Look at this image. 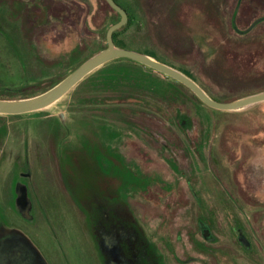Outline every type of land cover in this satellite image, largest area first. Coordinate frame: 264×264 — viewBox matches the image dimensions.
<instances>
[{"label": "rangeland", "instance_id": "374dc122", "mask_svg": "<svg viewBox=\"0 0 264 264\" xmlns=\"http://www.w3.org/2000/svg\"><path fill=\"white\" fill-rule=\"evenodd\" d=\"M118 2L132 16L119 36L127 46L187 71L214 97L264 92V0ZM120 19L106 0H0V98L51 89L103 50ZM118 60L43 111L0 115V234L21 229L49 264H264L259 244L241 249L233 232L238 217L264 241V103L212 112L172 79ZM177 88L174 105L202 139L186 147L190 166L154 149L144 131L165 138L174 127L180 138L166 114ZM141 147L146 162L129 161ZM24 192L25 213L15 201Z\"/></svg>", "mask_w": 264, "mask_h": 264}, {"label": "flooded vegetation", "instance_id": "af4514ba", "mask_svg": "<svg viewBox=\"0 0 264 264\" xmlns=\"http://www.w3.org/2000/svg\"><path fill=\"white\" fill-rule=\"evenodd\" d=\"M74 2H76V1H74ZM125 12L127 14L128 20H129V13L127 11H125ZM255 22L257 24L259 21H255ZM247 30H248V28L246 30L242 31V32L246 33ZM156 73H158V72H156ZM136 97L135 98L138 101H141L140 100L141 96L136 95ZM174 102H176V98L175 97H174V100L172 99V101L168 102V106L170 105V103H171V105H170V107L167 108L168 110L166 111V114L170 115L169 117L172 116L173 122H175L178 125V127H179L178 131H179V133L181 132L180 135L182 136V138H181V136L179 138L178 134L176 135V129L174 127L172 129L165 130V135H166L165 138L162 137V134L154 133L152 130H144V131L149 137H152L151 134L156 136V139H155V142H154V146L155 147L152 145V147L154 149H158V150L162 149L164 151L166 150V152L170 156V160H173L176 164H178L180 166H181L182 162H184L183 161L184 158H187V164L190 166V159L188 158L186 147L187 146L194 147L198 142H199L198 144H200L201 140H202L201 139V134L199 133L198 136H196L195 133H194V135H193V132L195 131V127L192 126L191 115L188 113V111H185V110L182 111L180 109V107H176L174 105ZM137 104H139V103H136V105ZM140 105H141V103H140ZM169 117H168V119H171ZM169 124L171 125V122H169ZM183 141H184V143H183ZM145 148L148 149L149 147H145ZM172 148H177V149H175L176 151L172 152ZM140 149L141 150L135 151L136 156H134L132 154V156L129 158V161L136 160L142 165H143L144 161L146 162V160H143V158H141L138 155L139 151L140 152L143 151L142 147ZM177 150L178 151L182 150L181 151L182 154L178 155ZM172 153H173V155H172ZM180 157H182L183 159L181 160ZM121 160L127 162V160H124V159H121ZM262 167H264V165H262ZM261 170H262V168H261ZM251 171L254 174H256V175H259V174H257L258 173V169H257L256 166L254 168H252ZM192 190L191 191L188 190V191L184 192V194H183L184 200L186 201L185 205L186 206L188 205L189 207H190V203H191L190 200L194 196V193H193L194 190L193 191ZM27 197L28 196H27V194L25 192L16 195L15 201L17 203V210L18 211H21V212H24V213L27 212V209L29 207V201L27 200L28 199ZM169 197H171V196H169ZM230 197L232 199H234L236 201V203H237V207H236L237 209L235 208L236 213H234V216L237 213L239 215V213L242 210L241 204L238 201V199L234 197V195L232 193L230 194ZM233 219L236 222V224H234V226H233V232H235V237H236V239L234 241L236 243H238V245H239V247L241 249H250V250H252L253 249L252 246H256V244H259L260 248L257 250L258 251V255H260L259 257L264 259V249H262V247H261V243L264 244V241L256 239V236H255L254 230H253L254 229L253 226H251L250 223H247V224L242 223V221L240 219H238V217H233ZM10 226L7 227L8 229L4 233L2 232L0 234V264H49L48 263L49 261L46 258L45 254H43L41 252L39 247L37 248V246H35L31 242L30 238H28L27 235H25V233H23V231L21 229L14 228L12 226L10 227ZM205 226H206L205 223L204 224L203 223H199V229L201 230L202 237L205 239L204 236L208 235L207 239H211V237L209 236L210 234L207 232V231H210L209 227L207 228ZM126 237H127L126 241L131 246H133L134 242L132 241V239H134V238L132 237V239H131L128 235H126ZM107 242H108V244H110L111 247L114 248L113 245L116 244V241L114 239H109V240H107ZM211 242H214V241H211ZM133 248H135V247L133 246ZM233 249H234V247H233ZM134 251H135L134 253H136L137 250L134 249ZM102 259H103V257L100 255V261ZM210 259H211L210 262L212 264H215L214 263V261H215L214 258L210 257ZM107 264H113V262H107Z\"/></svg>", "mask_w": 264, "mask_h": 264}, {"label": "water", "instance_id": "95a60500", "mask_svg": "<svg viewBox=\"0 0 264 264\" xmlns=\"http://www.w3.org/2000/svg\"><path fill=\"white\" fill-rule=\"evenodd\" d=\"M106 2L121 17L119 22L111 25L107 30V47L87 59L57 85L40 95L18 100L0 99L1 116H16L43 111L61 100L92 72L117 59L131 60L173 79L189 89L202 104L217 111L234 112L255 104L264 103V92L249 95L231 102H217L206 94L195 81L174 67L161 63L149 55L128 49L117 48L114 45L113 33L127 23L128 17L125 10L119 7L114 0H106ZM252 28L248 29V31Z\"/></svg>", "mask_w": 264, "mask_h": 264}, {"label": "trees", "instance_id": "16d2710c", "mask_svg": "<svg viewBox=\"0 0 264 264\" xmlns=\"http://www.w3.org/2000/svg\"><path fill=\"white\" fill-rule=\"evenodd\" d=\"M114 2L117 4V5H119L122 9H124L125 11H127L128 13H129V11L127 10V8L124 6V5H122V4H120L119 2H118V0H114ZM131 19H132V16L130 15V13H129V20H128V23H126V26H124V27H121V28H119V29H117L116 31H114V33H113V40H114V45L117 47V48H122V49H128V50H132V51H136V52H139V53H143V54H146V55H149V56H151V57H153V58H155L157 61H159V62H161V63H164V64H167V65H169V66H171L170 64H168V63H166V62H164L163 60H161V59H159L157 56H155L154 54H152V53H150V52H146V51H140V50H136V49H134V48H131V47H129V46H127L126 45V43H125V41L123 40V39H120L119 38V36L121 35V33L122 32H124V30L126 29V27H127V25L131 22ZM116 23V22H115ZM115 23H112V25L113 24H115ZM107 47V45H105L102 49H105ZM119 60L117 59V60H113V61H111V62H109V63H107L106 65H104V66H102L100 69H98L97 71H99V70H104V68H106V66H108V65H110V64H113V63H115V62H118ZM129 63H132V64H135V65H137V66H140V67H143L144 69H147V70H150L149 68H147V67H144L143 65H140V64H138V63H135V62H133V61H131L130 60V62ZM82 63H80L78 66H77V68L81 65ZM116 64V63H115ZM171 67H173V66H171ZM176 69V68H175ZM101 70V71H102ZM152 71V70H151ZM179 71H181L182 73H184L185 75H187L189 78H191L193 81H195L196 82V79L192 76V75H190L187 71H185V70H179ZM175 82V81H174ZM197 83V82H196ZM108 84L109 83H107V81H105L104 83H103V85L105 86V87H109V88H111L112 90H117V84L116 85H114V86H112V85H110V86H108ZM174 84V86L175 87H177V86H179V87H183L191 96V99H193L196 103H198V104H200L201 106H203L204 108H207L208 110H210V111H212V112H220V111H217V110H214V109H211V108H208V107H206L204 104H202L198 99H197V97L190 91V90H188L186 87H184L183 85H181V84H179V83H177V82H175V83H173ZM198 84V83H197ZM103 85H101L102 87H104ZM119 85V84H118ZM131 85H133V83L131 84ZM177 85V86H176ZM199 85V84H198ZM136 86H138V89L139 88H142L141 87V85H136ZM200 86V85H199ZM133 87V86H132ZM201 87V86H200ZM119 88V87H118ZM204 91H205V93L206 94H208L213 100H215V101H217V102H230V101H227L225 98H223V97H221V98H217V97H214V96H212V95H210L203 87H201ZM138 89H137V91L135 92L136 94L138 93H140V91L138 92ZM143 89V88H142ZM48 90V89H47ZM120 92V91H119ZM179 89L177 88V93H176V95H174V96H172L173 98V100H174V97L176 98V99H179ZM251 95H253V94H251ZM134 96V95H133ZM133 96H125L126 97V102H129V100H128V98H131L132 100L129 102V103H136L135 102V100H136V98H133ZM31 97H33V96H31ZM243 97H246V96H240V98H243ZM121 98H123V96H121L120 97V99H117L118 101H120L121 100ZM239 98V99H240ZM0 99H6V100H11L12 98H0ZM23 99V98H22ZM172 99H169V101H172ZM115 100V99H114ZM237 100V99H236ZM111 101H113V100H111ZM189 103L191 104V102L189 101ZM221 113V112H220ZM199 114V113H198ZM223 114H224V112H223ZM212 166L214 165V162L211 164ZM214 167V166H213ZM212 167V168H213ZM214 170H215V167L213 168Z\"/></svg>", "mask_w": 264, "mask_h": 264}]
</instances>
